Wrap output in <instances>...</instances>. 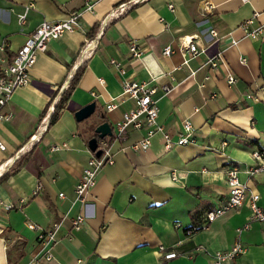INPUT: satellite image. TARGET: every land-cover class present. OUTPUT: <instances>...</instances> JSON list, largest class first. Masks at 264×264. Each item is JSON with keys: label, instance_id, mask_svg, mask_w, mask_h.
<instances>
[{"label": "crops", "instance_id": "obj_1", "mask_svg": "<svg viewBox=\"0 0 264 264\" xmlns=\"http://www.w3.org/2000/svg\"><path fill=\"white\" fill-rule=\"evenodd\" d=\"M30 1L34 6L21 23L18 14ZM128 1L0 0V45L7 41L0 49L1 66L12 61L44 19L80 10L82 20V27L65 32L38 54L30 82L17 88L6 105L13 117L0 122L5 144L0 147V200L13 204L6 208L0 203V264H30L38 251L39 230L27 222L48 227L59 219L63 222L53 258L43 264H211L215 250L237 241L244 252L225 264H264V221L237 231L250 217L248 205L206 220L208 210L228 195L230 163L239 166L248 190L260 193L264 207V172L250 175L245 170L257 162L252 151L264 148V33L254 39L240 26L255 12L264 25V0H141L116 15ZM87 3L94 4L92 10L85 8ZM201 6L207 15L200 14ZM211 28L224 37L214 39ZM189 34L204 50L185 64L180 40ZM232 37L237 43L231 44ZM133 40L143 50L140 58L132 57ZM91 41L86 57L82 50ZM169 44L174 51L167 55ZM218 55L214 67L210 59ZM111 58L121 62L123 72ZM82 65L65 108L48 127L56 102ZM228 72L236 74L235 83H228ZM126 80L156 85L159 122L176 139L182 121L190 119L197 142L166 148L158 132L148 149L135 150L132 144L146 129L130 128L123 138L111 140L115 162L100 171L87 206L75 188L92 152L90 123L108 121L113 130L134 106L132 98L122 97ZM164 85L171 90L165 93ZM113 98L119 105L108 111L105 105ZM92 101L95 112L78 121L75 111ZM25 154L17 172L2 178ZM174 169L180 181L172 179ZM79 213L87 220L76 230L72 220ZM199 224L207 226L187 232ZM161 245L179 255L165 258Z\"/></svg>", "mask_w": 264, "mask_h": 264}, {"label": "built area", "instance_id": "obj_2", "mask_svg": "<svg viewBox=\"0 0 264 264\" xmlns=\"http://www.w3.org/2000/svg\"><path fill=\"white\" fill-rule=\"evenodd\" d=\"M141 0H129L120 6L119 14L131 7L135 3ZM247 2L250 0H242ZM34 6V2L30 1L25 6V10L18 14L19 22L23 23L27 19L28 11ZM93 3H87L85 8L88 10L93 9ZM209 8H212L213 4H208ZM170 9L174 10L173 4L169 5ZM200 14L207 15V11L204 7H200ZM258 13L255 12L251 17L245 19L240 26L243 28L245 34L251 38L257 39L263 36L264 25L258 22ZM82 27L81 11L75 10L66 15L65 18L49 20L44 19L27 37L25 42L17 49L11 62H8L0 68V122L3 120H10L13 117L11 111H6V105L12 99L15 90L21 86H24L30 82L31 69L34 66L38 54L47 50L49 43L52 40L59 39L65 32H71ZM210 34L214 39H221L224 35L220 34L218 29L211 28ZM195 34H189L182 36L180 40V47L183 50V62H188L204 50V46L197 44L194 41ZM227 35H232L229 32ZM7 41H4L0 45V49H5ZM237 43V39L232 37L231 44ZM89 42L85 45V47ZM84 47V48H85ZM83 51V50H82ZM130 51L133 58H140L143 54V50L138 45L137 40H133L130 44ZM173 46L171 44L164 48V53L169 55L173 52ZM221 59V55L210 59L212 66L216 67L218 61ZM111 64L117 67L123 72V66L116 58H111ZM242 62H246V59L242 57ZM237 76L233 72H228L227 80L229 84H233L237 81ZM165 93L171 90V86L164 85L162 87ZM158 87L151 84L148 81L138 80H126L124 82V88L122 97L132 98L134 100V106L126 110L121 118L113 124V134L104 138L98 139V148L102 149L100 155H97L95 151L91 152L86 165L83 168L80 180L76 184V194L78 198L86 202V205L91 204L88 200L92 188L96 185L98 175L100 171L106 166L114 164L115 158L110 147V142L113 138H123L130 128L142 129L145 128V135L138 141L132 144L135 150L148 149L152 144V138L161 132L165 138V147L171 148L175 145H186L197 142L195 136V126L190 119H184L182 121L181 131L176 139L173 138L171 133L165 130L164 126L159 122V106L157 99L154 95L157 92ZM119 105V102L114 98L108 101L105 108L110 111L115 109ZM0 147L5 148V144L0 140ZM58 146H54L57 148ZM252 155L257 162L247 167L245 170L248 174L252 175L257 172H264V150L255 149L252 151ZM240 168L235 163H230L226 167V178L229 186V192L226 199L218 206L211 208L206 213L207 222L215 220L218 216L227 213L230 210L239 209L243 205H248L251 209L249 219L242 225L237 227L238 233L249 228L253 221H264V207L260 203L261 195L256 191H249L246 182L240 179ZM172 179L176 181L181 180V175L177 170H172ZM42 184L39 183L36 187V191H39ZM63 195V193H60ZM6 208L13 206L12 203H3ZM87 217L85 213L77 214L73 220V228L81 229L86 223ZM62 219L55 220L48 227H41L39 224L28 221L27 225L34 230H39L38 233V251L33 255L30 264H43L44 260H50L53 258L52 247L58 239V234L62 226ZM207 226L203 224L202 228ZM198 230L196 227L188 228L187 232L192 233ZM203 249L199 246L198 249ZM160 249L165 251L164 245L160 246ZM244 252V246L237 241L232 247L228 249H218L211 254V264H225L227 261L234 259L238 254ZM179 254L176 250H169L164 252L165 258H174ZM24 264V263H15Z\"/></svg>", "mask_w": 264, "mask_h": 264}, {"label": "trees", "instance_id": "obj_3", "mask_svg": "<svg viewBox=\"0 0 264 264\" xmlns=\"http://www.w3.org/2000/svg\"><path fill=\"white\" fill-rule=\"evenodd\" d=\"M0 68H1V65H0ZM84 70V66H80L79 68H77L71 78V81H70V84L69 86L63 91V93L61 94L59 100L56 102V105L53 109V111L51 112L50 114V121H49V125L48 127H51L57 120L58 118L60 117V113L61 111L65 108V105H66V102L68 100V98L70 97L73 89L75 88L76 84L78 83L81 75H82V72ZM49 106L50 104H48V107H46L43 111V115H46L48 110H49ZM101 120H103L101 118ZM100 121V120H99ZM100 122H97V121H92L90 123V129H91V134H90V137L94 136L95 133H94V130H95V127L99 124ZM261 150H264V148H260ZM27 154V153H26ZM26 154L25 155H22L15 163H14V166L12 167L11 171L5 175H3L2 178H5V177H8L9 175L13 174V173H16L17 170L24 164V161L26 159ZM202 225L203 224H199V225H194L192 227H196L198 229H201L202 228ZM192 227H189V228H192Z\"/></svg>", "mask_w": 264, "mask_h": 264}, {"label": "water", "instance_id": "obj_4", "mask_svg": "<svg viewBox=\"0 0 264 264\" xmlns=\"http://www.w3.org/2000/svg\"><path fill=\"white\" fill-rule=\"evenodd\" d=\"M96 110V102L92 101L85 106L75 111V117L78 121H83L89 118ZM95 135L89 138L88 146L92 151H95L97 155H100L102 149L98 148V139L107 135H112V125L108 121L100 122L94 130Z\"/></svg>", "mask_w": 264, "mask_h": 264}, {"label": "bare ground", "instance_id": "obj_5", "mask_svg": "<svg viewBox=\"0 0 264 264\" xmlns=\"http://www.w3.org/2000/svg\"><path fill=\"white\" fill-rule=\"evenodd\" d=\"M93 43L94 42H89V44L83 49V55L87 57V55L91 52L93 48Z\"/></svg>", "mask_w": 264, "mask_h": 264}]
</instances>
